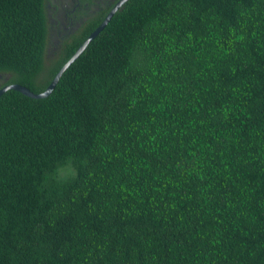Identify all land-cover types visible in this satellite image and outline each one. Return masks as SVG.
<instances>
[{
  "label": "trees",
  "instance_id": "obj_1",
  "mask_svg": "<svg viewBox=\"0 0 264 264\" xmlns=\"http://www.w3.org/2000/svg\"><path fill=\"white\" fill-rule=\"evenodd\" d=\"M46 1L0 0V89L115 5L55 47ZM0 264H264V0H128L2 94Z\"/></svg>",
  "mask_w": 264,
  "mask_h": 264
},
{
  "label": "flooded vegetation",
  "instance_id": "obj_2",
  "mask_svg": "<svg viewBox=\"0 0 264 264\" xmlns=\"http://www.w3.org/2000/svg\"><path fill=\"white\" fill-rule=\"evenodd\" d=\"M99 5L117 4L120 0H94ZM46 16L49 24L51 44L58 46L60 39L80 28L83 15L89 9L86 0H47ZM114 5V6H115ZM95 6L93 11H97ZM55 48H52V51ZM1 83V80H0Z\"/></svg>",
  "mask_w": 264,
  "mask_h": 264
},
{
  "label": "water",
  "instance_id": "obj_3",
  "mask_svg": "<svg viewBox=\"0 0 264 264\" xmlns=\"http://www.w3.org/2000/svg\"><path fill=\"white\" fill-rule=\"evenodd\" d=\"M128 0H120L108 13V15L105 17L103 22L100 24L98 28H96L89 37L84 41V43L77 49V51L74 53V55L65 63V65L58 71L52 82L49 84V86L46 88V90L40 94H33L31 91H29L27 88L22 87L20 85H8L0 89V96L4 94L8 90H13L16 92H19L20 94L33 98V99H42L48 97L53 89L55 88L56 84L58 83L61 75L63 72L78 58V56L84 51L86 46L93 41V39L105 28V26L108 24L114 13Z\"/></svg>",
  "mask_w": 264,
  "mask_h": 264
},
{
  "label": "clouds",
  "instance_id": "obj_4",
  "mask_svg": "<svg viewBox=\"0 0 264 264\" xmlns=\"http://www.w3.org/2000/svg\"><path fill=\"white\" fill-rule=\"evenodd\" d=\"M64 167H67L70 169L69 175L66 177L67 182H73L77 179L78 177V168L75 166V160L74 158L70 157L69 161L65 166H62L60 171L63 172Z\"/></svg>",
  "mask_w": 264,
  "mask_h": 264
}]
</instances>
